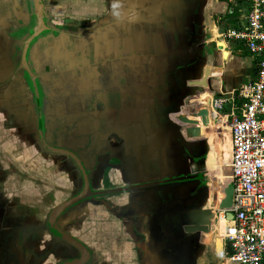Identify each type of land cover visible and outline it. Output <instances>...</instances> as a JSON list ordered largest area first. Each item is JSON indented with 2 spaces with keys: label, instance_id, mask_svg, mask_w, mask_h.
<instances>
[{
  "label": "crops",
  "instance_id": "crops-1",
  "mask_svg": "<svg viewBox=\"0 0 264 264\" xmlns=\"http://www.w3.org/2000/svg\"><path fill=\"white\" fill-rule=\"evenodd\" d=\"M42 2L59 30L34 52L48 142L75 148L95 189L196 175L107 195V206L82 203L59 224L90 245L93 264H227L223 241L190 211L224 207L228 175L218 197L210 136L188 135L179 118L255 77L257 58L222 36L243 24L245 2ZM27 20L25 0H0V264H55L77 253L51 237L45 217L80 179L68 157L39 147L29 90L13 72L11 43ZM212 113L215 143L230 158L227 126Z\"/></svg>",
  "mask_w": 264,
  "mask_h": 264
},
{
  "label": "built area",
  "instance_id": "built-area-1",
  "mask_svg": "<svg viewBox=\"0 0 264 264\" xmlns=\"http://www.w3.org/2000/svg\"><path fill=\"white\" fill-rule=\"evenodd\" d=\"M226 1L239 6V0ZM243 1V24L222 36L244 44L257 58L256 71L250 82L210 102L230 136L227 183L232 191L231 205L215 209L212 228L224 244L223 263L264 264V0Z\"/></svg>",
  "mask_w": 264,
  "mask_h": 264
},
{
  "label": "water",
  "instance_id": "water-1",
  "mask_svg": "<svg viewBox=\"0 0 264 264\" xmlns=\"http://www.w3.org/2000/svg\"><path fill=\"white\" fill-rule=\"evenodd\" d=\"M25 6L28 14V20L15 33L12 40L14 74L21 75L29 90L35 113V132L37 142L42 151L52 155L68 157L73 163L75 170L79 175V187L66 199L52 206L45 217V226L48 233L53 239L64 245L66 248L75 251L77 257L63 258L55 264H93V250L83 239L75 236L65 230L59 224V218L86 202L101 203L107 206L103 200L110 194L122 193L125 191H134L137 189H145L148 187L159 186L164 184H175L194 179L196 175L178 176L169 179H158L141 184L117 187L114 189H95L93 187L91 171L84 164L80 154L75 148L63 145L50 144L46 137L45 111H44V92L41 87L42 73L36 66L34 52L40 40L50 35L57 36L59 30L55 29L48 21L42 0H25ZM44 76V75H43ZM187 115V114H186ZM190 117L180 116L179 121L185 128L188 135L192 137L208 136V130L213 124V113L210 106L203 105L199 107ZM208 122V123H207ZM209 128L203 132L204 125ZM185 124V125H183ZM203 132V133H202ZM199 178V176H198ZM226 198L222 201L224 207L231 205L232 191L231 188L224 189ZM192 221L206 225L212 228L214 212L211 208L195 209L190 211ZM228 219H232V214H227Z\"/></svg>",
  "mask_w": 264,
  "mask_h": 264
},
{
  "label": "bare ground",
  "instance_id": "bare-ground-1",
  "mask_svg": "<svg viewBox=\"0 0 264 264\" xmlns=\"http://www.w3.org/2000/svg\"><path fill=\"white\" fill-rule=\"evenodd\" d=\"M209 125H211L210 122H209L207 128H206L207 124L204 125L203 132H206L208 130ZM212 127L213 126H211V128ZM208 131H209L208 134L210 136V144H211V151L209 153V160H210V166L213 169L211 175H212V177L214 179L216 188H218L219 184L221 182H223L224 178H226V176L228 174V165H225L224 164V159L222 158V156L220 154V151L217 152V150H216V147H215L216 146L215 145L216 143H215V138H214L213 130L210 129ZM211 162H212V165H211ZM220 195L221 194H219L218 197ZM224 223L225 222L222 221V224H224ZM217 242H218V245H220V238L218 239Z\"/></svg>",
  "mask_w": 264,
  "mask_h": 264
},
{
  "label": "rangeland",
  "instance_id": "rangeland-1",
  "mask_svg": "<svg viewBox=\"0 0 264 264\" xmlns=\"http://www.w3.org/2000/svg\"><path fill=\"white\" fill-rule=\"evenodd\" d=\"M229 137V136H228ZM228 142H229V140H228ZM216 146V150H217V152L219 151V148H220V145H218V143H216L215 144ZM228 145V144H227ZM219 146V147H218ZM229 150V149H228ZM227 150V147L226 148H224V150H223V159H224V164L225 165H228V158H229V151ZM209 162H210V160H209ZM211 165H212V162H211ZM212 170L213 169H211L210 170V172L212 173ZM209 179H210V186H211V189L213 190V192H214V194H219V190H220V185L218 186V188H216V185H215V182H214V179H213V177H212V175H210L209 176ZM221 196V195H220ZM219 196V197H220Z\"/></svg>",
  "mask_w": 264,
  "mask_h": 264
}]
</instances>
